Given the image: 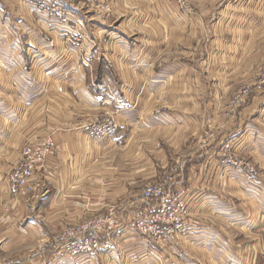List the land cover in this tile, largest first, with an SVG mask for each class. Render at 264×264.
Segmentation results:
<instances>
[{"label": "crops", "instance_id": "crops-1", "mask_svg": "<svg viewBox=\"0 0 264 264\" xmlns=\"http://www.w3.org/2000/svg\"><path fill=\"white\" fill-rule=\"evenodd\" d=\"M60 2L83 24L77 44L70 41L75 33L72 28L60 29L26 0H0L7 11L0 22V242L5 239L1 249L9 252L13 248L43 247L84 213L88 201L96 208L105 201L119 202L126 194L127 179L120 178L116 170L106 177L94 175L92 169L105 166L108 156L118 154L121 161V153L138 159L144 147L149 151L162 136L170 138L173 149L186 152L178 180L188 192L189 229L161 244L138 234L130 224L133 219L125 218L119 230L120 248L129 254L120 257L121 262L250 264L251 255L245 251L257 243H240L239 234L243 237L240 232L248 216L264 219L262 182L252 184L249 177L221 165L215 142L203 149L201 141L208 131H159L186 128L172 119L180 118L185 125L189 121L194 126L200 122L184 108H196V98L159 91L174 83L184 68L191 67L181 58L171 62L169 56L181 54L180 46L174 45L195 33L201 35L203 22L211 25V39L225 34L223 41H238L234 52L223 53L228 56L241 54L251 34L264 36V0H197L200 16L180 14L174 0H97L102 8L107 5L103 10L79 0ZM215 52V48L210 49L211 56H216ZM96 64L99 69L103 66L99 71L108 74L104 85L96 87L100 94L106 93L101 87H111L126 101L115 104L120 128L103 138L76 125L81 113L98 111L105 105L90 85ZM224 66L216 62L211 70L218 74ZM131 91L133 96L128 94ZM188 100L193 103L186 104ZM166 105L179 110H163ZM47 135H52L55 148L36 173V194L14 200L9 173L24 145ZM193 137L194 143L189 142ZM234 138H239L238 148L244 154L257 162L264 160L261 128L249 124L245 131H225L216 143ZM248 182L262 192L261 207L246 193ZM139 194H129L128 203L121 205L127 209L126 217L133 205L140 203ZM38 248L20 258L33 255L40 264L54 262L51 252L44 261ZM27 252L25 249L22 254Z\"/></svg>", "mask_w": 264, "mask_h": 264}, {"label": "rangeland", "instance_id": "rangeland-1", "mask_svg": "<svg viewBox=\"0 0 264 264\" xmlns=\"http://www.w3.org/2000/svg\"><path fill=\"white\" fill-rule=\"evenodd\" d=\"M179 1L180 0H174L180 14L187 16L201 15L198 12L197 0H183L184 2L182 5ZM0 6L2 7L0 10V12H2L0 15V22H2V20L7 17V11L1 3ZM2 9H4V12ZM240 12L242 13V10H240ZM262 17L264 19V15ZM206 19L208 20V18ZM202 26L201 35L195 33V35L187 37L184 43L174 45L175 47L180 46L178 50L181 51V54H171V56H169L171 62H179L181 58L185 63H190L191 67L187 66L184 68L178 75L179 78L176 79L174 83H170L159 91L167 94L182 92L184 94L183 97L187 99L196 98L199 101L196 108L187 106L184 108L187 112L197 115L200 118V122L198 126L197 124L194 126L188 123L189 121H186L187 125H185V120H181L180 118L172 119L174 124H182L186 126V128L181 127L173 130L161 128L159 131H199L198 129H200V131H208L201 141V147L205 149L208 145L215 142L214 145L217 144L219 147L218 154L221 165L229 166L245 177H249L248 180L252 184L259 185V183L262 182L260 186H262V190H264V160L257 162L251 155L244 154L240 151L238 148L240 145L239 138L216 143V139L225 131H245L249 128V124H253V126H256L258 129L261 128L262 131H264V36L259 37V33L251 34L250 43L248 45L246 44L241 54L239 53L234 57L224 55L223 53H226L228 50L234 52V47L238 46V41H223L222 38H225V34H223L221 38L211 39L209 30L211 25L209 26L207 21L203 22ZM257 30L258 29L254 30V32ZM250 33H253V31ZM211 48H215V51H217L215 52L216 56H211ZM237 51H240V49H237ZM216 62L225 65L224 71L218 72V74L213 73L211 70V65ZM99 70V66L96 64L95 70L90 73V85L94 92H96V87L99 88V86L104 85L103 81L105 75H108L105 74V72L100 73ZM100 81L101 85H99ZM181 82L183 86H179L178 83ZM101 90L102 92L104 90L106 91L105 95L100 94L101 92L95 94L98 95L97 99L101 100L100 102H105V105L102 104L98 111L91 110L89 113H81L78 116L79 120L77 119L78 122L76 125L79 127L83 125V127H85V125H92L94 122L98 123V121L111 120L115 130H118L120 128V121L118 109H115V104L119 105L118 103H120L121 105L124 101L123 96L119 95V92L116 89L113 90L111 87H106L105 89L101 87ZM247 90H249V97L244 100V92ZM141 93L142 91L139 94ZM128 94L132 95L133 91L128 92ZM130 97L129 99H131ZM192 103L193 102L188 100L186 104ZM133 107L135 108V105H132V108ZM159 107L160 106H158V108ZM168 108L169 107L166 105L163 110L167 111ZM169 109L179 110L178 107ZM183 111L185 110L183 109ZM157 139L159 140L158 143ZM157 139V145H154L155 147L151 148L149 151L144 147L143 151L138 155V159L126 153H121V161H119L118 154L116 155L117 157L108 156L104 159L105 166L99 165L92 169L94 175H104L106 177L113 175L114 170H116L120 178L127 179L126 181H128L125 182L128 183L124 191L126 194H124L119 202L112 203L110 201H105L99 208L94 207L92 202L88 201L85 206V214L83 213L82 215L74 217L67 225L71 226L75 223H82L85 219L93 217L94 214L92 213L98 209H102V213L109 214V212L119 209L121 205L128 203L129 200L127 197L129 194L132 193L133 195L135 192H138L140 193L139 195H141L147 187L152 185L164 184L170 182V180H177L179 185L176 187L183 188L181 187L182 183L178 180V177L183 169L182 163L186 152L178 149V147L176 150L173 149L170 138L165 139L161 136ZM193 139L194 137L189 138L188 141L192 142ZM225 147H229V149H225ZM250 182H248V185H245L246 193L248 192V194H251V197H253L261 207L263 203L259 195H262V192L256 190V188H254L255 185H251ZM130 183L132 184L129 185ZM249 208L251 209V205H249ZM189 219L188 217L186 220L187 225L184 233L188 232ZM258 219L253 216H248L247 221L244 223L245 227L242 225L244 233L240 232L243 234V237L239 234L240 243H257L256 247L245 251L247 254L250 253L251 255L250 264H264V219L262 217L260 220ZM133 223L134 220L130 222L132 225ZM248 223L250 225H248ZM247 229L250 230L248 231ZM63 233L58 232L54 236V264H125L121 262L120 257L128 255L129 253H126L124 249L120 248V243L122 241L120 233L112 236L109 240L112 246L106 253L88 258H74L72 256L70 257L68 254H62L61 251L55 252V237ZM137 233L140 234L139 232ZM176 235L177 234H174L173 236ZM167 240L168 239L160 243L165 244ZM4 241L5 239L0 242V264H7L13 260H18L26 264H34L32 260L33 255H28L30 257L26 260H22L20 257L31 253V250L35 251L38 245L35 247L28 246V248H25L28 252L22 254L23 250H25L22 248H13L9 252L2 250L1 247ZM38 249V251L43 250L42 247ZM48 249L53 250V247L50 246ZM238 252L240 253L241 250H238ZM247 254L246 257L249 255ZM235 255L238 256L237 253H235ZM117 256H119V260ZM219 264H222V261ZM240 264L243 263L240 262Z\"/></svg>", "mask_w": 264, "mask_h": 264}, {"label": "built area", "instance_id": "built-area-1", "mask_svg": "<svg viewBox=\"0 0 264 264\" xmlns=\"http://www.w3.org/2000/svg\"><path fill=\"white\" fill-rule=\"evenodd\" d=\"M43 16L52 19L56 26L62 29H73L74 36L70 39L73 44L78 43L79 36L83 29L80 23L69 11H67L60 0H26ZM96 9L102 8L97 0H79ZM177 1V0H176ZM180 4L184 2L179 1ZM0 6V10H1ZM249 97V90L244 92V100ZM244 102V101H243ZM111 120L94 122L92 125H85V129L91 131L97 137H106L115 131ZM55 143L52 135H47L37 142H28L24 145L20 159L9 173L7 179L10 183V193L14 200L20 195L32 196L36 194L37 185L34 178L38 170L45 166V163L54 153ZM229 149V147H225ZM178 182L170 180L164 184H157L147 187L140 195V203L134 204V209L127 217L124 215L127 209L120 207L109 214L102 213V209L95 210L82 223H75L64 227L55 237V252L61 251L74 258L94 257L106 253L111 249L109 240L119 233L122 222L125 218L131 217L134 220L133 228L142 236L156 240L165 241L174 234H181L186 231V220L189 216L187 195L184 188H177ZM132 205V203H131ZM130 205V206H131ZM49 241V242H48ZM43 244L40 254L43 260L46 253L54 255V238ZM53 250H49V247ZM34 264H40L32 257ZM7 264H25L18 260L10 261ZM45 264V263H42ZM54 264V262H53Z\"/></svg>", "mask_w": 264, "mask_h": 264}, {"label": "trees", "instance_id": "trees-1", "mask_svg": "<svg viewBox=\"0 0 264 264\" xmlns=\"http://www.w3.org/2000/svg\"><path fill=\"white\" fill-rule=\"evenodd\" d=\"M101 68L103 69V66H102ZM101 68H100V69H101ZM102 72H103V70L100 71V73H102ZM99 85H101V81L99 82ZM95 91H96V92H99L98 89H95Z\"/></svg>", "mask_w": 264, "mask_h": 264}]
</instances>
